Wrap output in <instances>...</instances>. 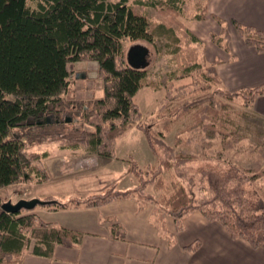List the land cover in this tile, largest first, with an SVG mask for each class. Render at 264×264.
<instances>
[{
  "label": "trees",
  "instance_id": "1",
  "mask_svg": "<svg viewBox=\"0 0 264 264\" xmlns=\"http://www.w3.org/2000/svg\"><path fill=\"white\" fill-rule=\"evenodd\" d=\"M182 3L181 0H0V190L30 173L41 181L44 179L43 170L34 164L40 156L26 154L25 142L17 132L26 131L28 139L43 130L60 133L63 121L51 117L71 105L64 99L69 90L70 66L93 61L102 80L103 95L92 101L89 108L76 111L80 113L82 126L67 131L65 146L83 147L99 157L112 158L116 139L130 128H138L145 134L150 149L156 150L158 163L145 169L131 164L130 172L138 181L135 190L141 185L140 180L142 184L154 183L161 188L164 172L173 171L176 180L171 184V195L161 202L163 214L158 217L152 214L150 221L163 238L170 243L174 241V234L166 229V217H171L175 231L179 232L184 228V218L196 212L209 222L220 224L231 239H241L252 248L264 245V194L254 188L264 171L244 169L226 160H215L214 166L200 168L196 164L200 162L199 155L176 151L161 136L152 134L148 124L140 122L134 96L148 85L151 69L129 66L122 42L127 39L155 44L157 52L165 48L167 55L179 58L183 38L178 31L191 43H198L199 39L178 22L169 25L172 18L166 19L162 13L167 9L179 11ZM149 11L158 14L161 20L151 22ZM218 20L223 25V20ZM232 24L247 46L264 52V31L234 20ZM222 30L225 46L221 44V36L214 41L228 50V35L224 27ZM218 63L203 67L192 58L176 66L180 77L192 75L195 80L198 76L205 77L204 89L208 90L213 84H222L215 70ZM177 69L170 72V77L178 76ZM216 91L227 100L241 97L242 106L249 109L257 97L264 95V83L227 93ZM206 95L195 96L180 106L178 115L191 114L193 129H213L214 119L228 108ZM206 120L209 122L205 123ZM132 198V193L116 188L83 202L51 200L40 206L54 210L87 208ZM137 205L138 210L145 206ZM119 227L115 224L111 231ZM82 236L81 232L44 222L29 210L9 213L0 208V264H21L25 253L51 258L56 246L76 247ZM197 246L198 242L185 248Z\"/></svg>",
  "mask_w": 264,
  "mask_h": 264
},
{
  "label": "rangeland",
  "instance_id": "2",
  "mask_svg": "<svg viewBox=\"0 0 264 264\" xmlns=\"http://www.w3.org/2000/svg\"><path fill=\"white\" fill-rule=\"evenodd\" d=\"M181 1L183 5L179 11L167 9L163 11L162 16L166 19L172 18V21L168 22L169 25L175 26L174 23L178 22L182 28L189 30L192 36L198 38L199 42L191 43L186 40L183 32L178 31L179 36L183 38L179 58L167 55L165 48L157 52L155 44L127 39L122 42L125 58L132 46H142L147 50L145 68L151 69L150 78L146 81L148 85L139 89L134 96V102L141 114L140 122L148 124L152 134L161 136L163 141L176 151L199 155L200 162L196 164L201 166L200 168L214 166L215 160H226L244 169L264 171V117L254 112L251 107L244 108L241 97L227 100L217 94L216 90L231 92L222 84H213L206 90L205 77L198 76L195 80L192 75L185 77L179 75L177 66L182 62L184 64L187 59H197L203 67H209L218 61L217 54L226 44L222 38L224 31L222 27L228 35L226 24L223 23V26L209 9L210 0ZM147 14L153 23L161 20L154 12L149 11ZM197 15L202 18L196 19ZM220 36L222 47L216 45L214 41V38ZM229 40L228 35L227 46ZM70 67L69 90L64 99L71 105H66L62 112L51 117L63 121V130L60 133L38 131L39 134L36 133L31 139H28L26 131L17 132L25 142L26 154L40 156L41 159L34 164H38L43 170L41 174L44 179L41 181L35 173H30L19 182L2 188L0 204L8 201L14 204L21 199H39L45 202L74 200L71 202L74 204L75 200L83 202L92 195L117 188L132 193L135 199L130 200L144 204V208H150L151 215L158 217L163 214L161 202L171 195V184L176 181L173 171L161 175L163 180L161 188H157L154 183L142 184L140 180L141 185L137 191L135 186L138 181L130 172L131 164H135L137 169H145L158 163L156 150L150 149L141 130L132 127L119 136L112 158L99 157L83 147L65 146L64 137L67 131L82 126L80 113L76 111L79 108H89L92 101L103 95L102 80L98 76L95 62L84 61L73 65V68ZM175 69L179 77H170V72ZM202 94L212 96L217 104L220 102L228 106L225 112L222 111L214 119L213 129L205 130L201 127L193 129L191 114L178 115L183 103ZM207 122L209 121L206 120L205 123ZM142 185L144 187H140ZM254 188L258 189L259 194H264V176L255 183ZM196 194L199 195L198 192ZM47 210L54 211L48 206L40 205L29 211L41 219L39 212Z\"/></svg>",
  "mask_w": 264,
  "mask_h": 264
},
{
  "label": "crops",
  "instance_id": "3",
  "mask_svg": "<svg viewBox=\"0 0 264 264\" xmlns=\"http://www.w3.org/2000/svg\"><path fill=\"white\" fill-rule=\"evenodd\" d=\"M208 7L226 24L230 38L228 50L218 52L220 63L215 67L223 87L236 91L264 83V52L247 46L230 23L264 31V0H210ZM251 108L264 117V95ZM151 212L148 207L138 210L130 199L41 211L38 215L44 222L81 232V242L76 247L56 246L51 258L25 253L21 264H264V245L252 248L241 239H231L220 224L196 212L184 218L179 232L166 217V229L174 234L170 243L150 222ZM115 224L120 227L112 232ZM197 242L196 248H185Z\"/></svg>",
  "mask_w": 264,
  "mask_h": 264
},
{
  "label": "water",
  "instance_id": "4",
  "mask_svg": "<svg viewBox=\"0 0 264 264\" xmlns=\"http://www.w3.org/2000/svg\"><path fill=\"white\" fill-rule=\"evenodd\" d=\"M147 50L142 46H132L126 54L127 64L135 69H144L147 65L146 62ZM46 201H41L39 199L31 200H19L16 203L12 204L11 202H5L1 204V209L3 211L13 213L21 209L32 210L37 205L47 204Z\"/></svg>",
  "mask_w": 264,
  "mask_h": 264
},
{
  "label": "bare ground",
  "instance_id": "5",
  "mask_svg": "<svg viewBox=\"0 0 264 264\" xmlns=\"http://www.w3.org/2000/svg\"><path fill=\"white\" fill-rule=\"evenodd\" d=\"M127 54V53H126ZM18 211H16V212H13V213H17Z\"/></svg>",
  "mask_w": 264,
  "mask_h": 264
}]
</instances>
